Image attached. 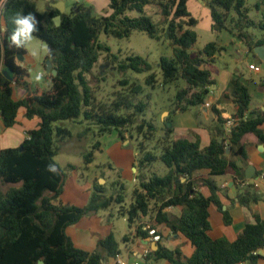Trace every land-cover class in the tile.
<instances>
[{
  "label": "trees",
  "instance_id": "1",
  "mask_svg": "<svg viewBox=\"0 0 264 264\" xmlns=\"http://www.w3.org/2000/svg\"><path fill=\"white\" fill-rule=\"evenodd\" d=\"M39 1L0 0L2 119L5 126L11 128L18 124L19 110L25 108L28 119L41 120L39 129L28 131L22 150L21 147L0 150V182L11 186L6 192L0 191V264H103L104 253L119 257L121 242L113 233L99 240L96 251L87 252L77 248L66 232L83 218L113 205L118 206V215L126 217L129 223L130 231L123 243L134 238H149L154 230L152 225L156 223L165 224L174 234L181 233L195 247L194 254L187 257L180 248L159 244L151 258L170 264H259L262 259L259 251L264 249L262 218L254 214V222L247 224L235 241L213 239L209 233V209L216 205L222 210L214 177L232 170L240 183L246 182L235 161L247 160L244 140L248 134H255L259 142L264 143V111H250L249 90L233 80V117L241 121L230 135L226 134L227 120L215 107L213 111L219 119L209 147L201 148L198 139L193 142L188 137L175 135L174 116L204 105L215 85L211 71L203 66L212 64L225 51L217 42L197 50L195 27L198 21L188 9V0H108L112 12L102 16H96L92 6L81 2H76L70 13L56 9L40 12ZM263 3L264 0H259L256 8L260 9ZM151 6L157 7L159 13L149 14L147 9ZM210 8L214 33H231L243 40L250 51L264 45V34L256 39L250 33V29L264 33V22L250 18L247 0H211ZM132 11L137 12L138 17L127 15ZM18 14L35 17L36 30L31 35L47 45L44 66L50 62L58 71L56 76L49 73L52 80L49 90L32 92L29 72L18 64V57L27 54L29 42L21 38L19 47L10 42L15 28L13 20ZM58 15L62 18L59 27L54 23ZM134 32H143L156 40L166 37L173 48L170 58L160 60L161 80L151 73L153 66L148 60L138 55L127 57L118 66L121 72L151 73L146 85L152 88L158 84L163 88L176 86L170 114L162 121V134L158 137L155 120L146 118L148 101L137 100L143 90L141 86L132 84L131 94H118L109 105L97 104L86 78L103 53H108L109 60L119 59L102 44V34L125 39ZM4 71L13 79H8ZM181 83L184 86H180ZM15 84L27 93L18 101L13 99ZM122 84L128 85L127 80ZM146 98L150 100V95ZM81 117L98 128L99 137L116 131L124 140L127 134L133 139L134 133L142 138L137 166L140 183L133 191L130 205H126L125 185L121 183L117 184L120 186L117 194L111 197L105 196L104 185L94 184V193L85 206L62 202L66 174L55 157L61 151V144L73 135L59 123L77 121ZM100 147L101 142L97 141L84 154L85 165L94 162ZM157 163L163 164L164 174L151 170ZM202 171H209V176H199ZM203 187L209 188V197L201 192ZM260 200L253 186L238 194V201L244 207ZM169 208H178L181 214H169ZM223 213L225 224L231 225L228 212ZM145 218L152 222L149 229H145Z\"/></svg>",
  "mask_w": 264,
  "mask_h": 264
},
{
  "label": "rangeland",
  "instance_id": "2",
  "mask_svg": "<svg viewBox=\"0 0 264 264\" xmlns=\"http://www.w3.org/2000/svg\"><path fill=\"white\" fill-rule=\"evenodd\" d=\"M52 2L53 0H49ZM68 5V12L77 2V0H66ZM211 0H188V9L194 18L197 19L195 31L198 34L197 50H201L206 44L210 42H217L219 45L225 47L222 55L213 64L216 69H233L248 73L249 60L254 61L247 56L248 45L239 37L228 32L216 34L212 30L211 17ZM79 2L92 6L96 16L106 15L108 6L103 5L104 1L100 0L95 4L80 0ZM259 0H247V6L250 9L249 16L252 20L263 21L264 12L256 8ZM47 3L40 0L38 2L39 11H45ZM148 13L151 15L158 14V8L155 6L148 7ZM260 10V11H259ZM106 13V14H105ZM130 17H138L135 11L128 12ZM159 17H156L158 20ZM251 34L259 37L263 32L259 29H250ZM262 37V36H260ZM102 44L110 48L111 54L119 57L117 61L107 59L108 53H103L97 63L95 69L86 76L89 86L95 96V103L97 104H111L118 94H131L132 84L139 85L143 88L137 100L148 101V113L146 118H153L158 129L157 137L162 133V121H164L170 114L169 108L176 96L177 88L175 85H169L166 88L159 84L155 88L146 85V79L149 74L155 73L157 80H161V73L159 63L162 57H171L173 55V48L166 37L160 40L152 39L143 32H134L129 38L116 39L112 36L102 34L100 37ZM29 54L22 57V62L26 64L29 69L30 76L28 82L35 87L38 83L43 84L47 78L46 68L43 66L42 59L47 54V45L43 41L32 37L27 44ZM138 55L148 60L153 66L151 73H135L132 70L121 72L119 69V62L129 56ZM41 60V62H40ZM38 62V64H37ZM261 68L260 75H254L255 82L262 85L264 81V62L258 63ZM37 65V68L35 69ZM43 78H42V77ZM250 76V74H249ZM127 80L128 85H123L122 82ZM180 86H184L183 83ZM16 89V88H15ZM25 90V89H24ZM150 95V100L146 98ZM15 99H18V90H15ZM69 128L72 132V137L61 144V151L55 157V161L59 164L66 174L65 193L62 197L67 204H75L84 206L90 201L94 193V184L99 183L105 186V196L111 197L117 194L121 183L125 185L126 205H130L132 201V194L136 187L139 186L138 169L136 173L133 167L138 168V159L140 155L139 143L142 141L136 133L133 134V139L130 135H126V140L120 138L118 133L114 131L112 134H107L99 137L98 128L90 125L81 117L77 121H65L59 123ZM90 128V129H89ZM97 141L103 145L102 152H96L95 163L85 165L83 156L91 150V147ZM126 142V146L122 143ZM154 146L151 145V148ZM100 163L111 165V173L102 167ZM71 166H74L72 168ZM151 170L164 174L166 169L162 163L155 164ZM120 172V175L118 174ZM82 224L91 226L97 231L101 238L108 237L114 234L115 237L122 242L124 236L129 231V223L126 217L118 215V206L113 205L108 210H101L97 214L85 217L80 222ZM100 238V239H101ZM77 247V246H76ZM80 249V248H79ZM98 249V245H97ZM96 249V250H97Z\"/></svg>",
  "mask_w": 264,
  "mask_h": 264
},
{
  "label": "crops",
  "instance_id": "3",
  "mask_svg": "<svg viewBox=\"0 0 264 264\" xmlns=\"http://www.w3.org/2000/svg\"><path fill=\"white\" fill-rule=\"evenodd\" d=\"M85 1L96 5V2H99L100 0ZM103 1V5L108 6L109 8L110 2L108 0ZM43 2L47 3V7L45 11L42 12H46L50 9H56L58 11H60L59 9H65L64 13H69L67 11L68 3L66 0H53L52 2H50L49 0H43ZM260 10L264 12V3L261 5ZM111 12L112 11L109 8L106 12L107 14H105L109 15ZM262 22H264V16ZM2 25L4 27V24ZM263 34L264 33H262L260 36H263ZM253 35L256 37V39L261 38L260 36L257 37V35L255 34ZM246 51L248 58L254 60H249L248 73L240 71L236 72L233 69H228L226 71H224L223 69H216L213 64L218 59V56L215 58V61L212 64L203 66L205 69L211 71L213 78L215 79V85L212 87L211 94L206 101L211 104V107L208 108L204 104L198 108H193L183 113H177L173 118L175 135L179 137H188L193 142L198 139L201 148L209 147L212 141V133L214 132V127H216L219 119V115H217L213 111V108L215 107L216 109H218V111L220 112V116L224 120L233 117L235 113V105L232 103L233 88L231 83L233 80H238L241 85L245 86L249 90L252 96L250 111H264V81L262 82V85L257 84L255 82V79L253 78L254 75H257V73H254L249 69L250 65H259L258 63L261 61L264 62V60H262L255 53V51H250L249 48H247ZM222 53L220 55H222ZM27 54H29L28 50ZM27 54L25 56H27ZM46 56L47 54L42 59L43 64ZM18 64L26 68L28 72L34 70L32 67L28 69L26 64L23 63L22 60H18ZM44 67L47 71V64ZM36 68L37 65L35 69ZM52 69H55L54 65H52ZM260 73H258V75H260ZM43 76L48 80H46L43 84L38 83L35 87H32V84H30L32 92H42L51 88L52 80L49 73L47 72V75ZM15 90H18V99L14 98ZM26 95L27 93L22 87L16 84L14 85L13 99L15 101L23 99ZM17 120L18 124L11 128H7L4 124L0 112V150L21 147L24 141L28 138V131L39 129L41 123L40 119H28L26 117L25 108H21L19 110ZM244 141L246 143V151L248 156L247 160L246 162H242L241 160H236L235 162L237 164V167L243 173L244 179L248 181L247 175H251V180L254 181L257 180L260 175H264V143H260L258 137L255 134H248L245 137ZM122 143L126 146V142ZM102 151L103 145L101 143L100 149L96 152ZM95 159L96 153L93 163H95ZM105 164L106 163H100L99 167H105V169H109L108 171L111 173V165L107 166ZM136 169V167H133V171L135 173ZM209 173V171H202L199 176L201 175L204 177H208ZM118 174L120 175V172ZM236 178L237 177L232 170H229L223 176L214 177L215 183L217 184L219 189L218 197L222 205V210H219L216 205H212L209 209L211 223V231L209 233L213 239L227 238L229 241H235L238 234L244 229V227L247 224L254 222V214L259 215L264 221V179L260 181L257 188H254L261 196V200L257 204H253L250 207H244L238 201V194L246 190L249 185L240 183ZM10 187V185H4L0 182V191L6 192ZM201 192L206 197H209L211 195L208 187H203L201 189ZM61 200L64 204H67L63 201L62 198ZM225 211L228 212L232 220L231 225L225 224L223 213ZM168 213L172 215H180L181 210L178 208H169ZM143 221L146 222V224H152V222L148 218H145ZM80 222L68 227L66 231L67 235L72 239L77 248H80L87 252L96 251L98 242L101 238L99 233L95 231L91 226L82 224ZM152 226L154 227L155 234L161 237L160 241H155V235H152L147 239L134 238L132 241L124 243L123 248L121 245L122 253L117 258L121 259L124 264H170L166 260H156L153 257H149L152 256L153 252L158 249L159 244L173 249L180 248L184 255H186L187 257H191L194 254L195 247L187 240L184 235H182L181 233L174 234L165 224L158 225L156 223H153ZM147 252L148 256H145ZM259 254L262 257L259 264H264V249L260 250ZM117 258L110 257L104 253L103 264H117Z\"/></svg>",
  "mask_w": 264,
  "mask_h": 264
},
{
  "label": "clouds",
  "instance_id": "4",
  "mask_svg": "<svg viewBox=\"0 0 264 264\" xmlns=\"http://www.w3.org/2000/svg\"><path fill=\"white\" fill-rule=\"evenodd\" d=\"M13 23L15 25L14 31L10 37L11 44L19 47L21 38L25 40L32 39V33L36 30L37 21L32 14L17 15Z\"/></svg>",
  "mask_w": 264,
  "mask_h": 264
},
{
  "label": "built area",
  "instance_id": "5",
  "mask_svg": "<svg viewBox=\"0 0 264 264\" xmlns=\"http://www.w3.org/2000/svg\"><path fill=\"white\" fill-rule=\"evenodd\" d=\"M77 1H79V0H77ZM249 69L252 71V72H254V73H260L261 72V68H260V66H258V65H256V64H252V65H250L249 66ZM205 106L206 107H211V104L209 103V102H206L205 103ZM246 117V116H245ZM241 121V119L240 118H234V117H230V118H228L227 119V122H226V124H225V128H226V134L227 135H230L231 134V132H232V130L239 124V122ZM264 179V175L262 174V175H260L258 178H257V180H248V181H246V182H243V184L244 185H249V186H253L254 188L256 187H258L259 186V183H260V181L261 180H263ZM150 226L151 225H149V224H146L145 225V229H149L150 228ZM151 234L152 235H155V237H154V239H155V241H160L161 240V237L160 236H157L156 234H155V231L153 230V231H151ZM145 256H148V252L145 254ZM117 264H124L123 263V261L121 260V259H119V258H117ZM137 264H139V263H137Z\"/></svg>",
  "mask_w": 264,
  "mask_h": 264
},
{
  "label": "water",
  "instance_id": "6",
  "mask_svg": "<svg viewBox=\"0 0 264 264\" xmlns=\"http://www.w3.org/2000/svg\"><path fill=\"white\" fill-rule=\"evenodd\" d=\"M201 2L203 1V0H200ZM60 10V12L61 13H64V11H65V9H59ZM54 23H55V25L57 26V27H59L60 25H61V23H62V18H61V15H58V16H56L55 18H54ZM254 51H255V53L262 59V60H264V46H262V45H260V46H257L255 49H254ZM18 60H22V57L21 56H19L18 57ZM52 63H50V62H48L47 63V72L48 73H51L53 76H56L57 74H58V71L56 70V69H52ZM4 75L8 78V79H10V80H12L13 78L9 75V73L7 72V71H4ZM23 148L21 147V150H22ZM247 179L248 180H251L252 179V177H251V175H247ZM183 181H185V180H183ZM40 264H43V262H40Z\"/></svg>",
  "mask_w": 264,
  "mask_h": 264
}]
</instances>
